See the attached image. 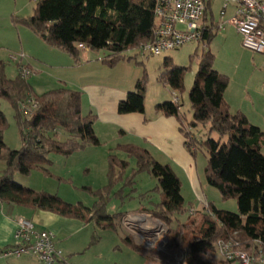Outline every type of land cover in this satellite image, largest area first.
Instances as JSON below:
<instances>
[{"label":"trees","instance_id":"16d2710c","mask_svg":"<svg viewBox=\"0 0 264 264\" xmlns=\"http://www.w3.org/2000/svg\"><path fill=\"white\" fill-rule=\"evenodd\" d=\"M154 9L155 0H40L30 17L14 19V22L25 26L50 48L66 53L75 63L79 62L78 45L82 44L91 52H106L101 61L113 67L129 59L125 57L126 52L153 41ZM213 37L206 31L203 42L208 45ZM10 59L15 62L17 75L8 78L6 67L0 62V100H5L13 110L22 147L11 150L6 146L3 137L6 120L0 104V161L5 164L0 174L1 203L50 212L85 224L93 223L99 231L115 232L126 213L110 215L108 205L114 199L123 203L130 195H125V189L130 186L132 193L135 190L133 178L148 171L157 186L139 198L146 199L148 193H157L160 201L152 209L140 207L135 213L150 215L162 222L169 230L168 244L163 251L147 250L126 237L128 246L151 259L171 263L178 260L186 264H241L237 253H244L256 264L264 260V133L251 125L244 114L230 112L224 99L228 78L213 70V54L203 52L198 59L188 95L192 121L187 127L181 126L180 132L191 156L195 157L198 148L207 151L206 183L217 189L223 200H236L238 214L217 210L210 204L194 227L181 223L180 217L186 209L180 180L171 167L155 161L146 150L131 145L117 146L116 151L134 160L136 169L127 175L130 162L110 154L107 184L96 190L97 197L91 208L81 203L68 204L57 195L15 183L16 174L28 177L33 171H41L48 175L52 164L50 155L68 157L100 142L94 132L96 116L81 113L80 92L62 87L36 94L28 82L33 71L27 64L26 54L12 55ZM23 68L30 72L29 76L21 75ZM188 71L189 68L179 67L171 58H165L158 82L182 94ZM146 89L144 72L134 91L119 102L118 113L144 114ZM22 104L29 109L31 104L35 107L28 110V118L23 116ZM180 108V101L163 102L155 106V112L175 118L183 125ZM198 124L208 126V138L204 141H198L189 131ZM211 134H216L217 139L210 138ZM119 184L121 188L115 190ZM98 241L95 232L90 245ZM220 244L229 245L231 259L221 255Z\"/></svg>","mask_w":264,"mask_h":264},{"label":"crops","instance_id":"0c3cea01","mask_svg":"<svg viewBox=\"0 0 264 264\" xmlns=\"http://www.w3.org/2000/svg\"><path fill=\"white\" fill-rule=\"evenodd\" d=\"M223 3L224 0H211L202 23L206 30L214 35L212 41L216 38H219L224 46L229 45L232 42L240 49L242 46L241 38L232 25L226 24L222 31L217 30V25L221 21L220 12L222 11ZM233 10V6L229 5L227 7L223 17L224 22L233 17ZM41 44H43L44 47ZM200 44L204 48H207V50L212 54V52L209 50L210 44L206 45L204 42ZM200 44L192 45L198 46ZM34 45H36L38 50H34L35 52H33L30 49V53L33 55L27 59V64L33 71V75L29 78L28 82L31 84L34 92L36 94H43L47 91L62 87H67L71 90L78 91L81 93L82 115L87 116L91 114L96 116L97 120L94 124V132L100 142V145L94 146V148L91 149L93 154L89 153L82 158V160L87 164L86 170L88 167H96L97 165L94 163L99 164L101 174L104 175L106 179L107 159L110 154L120 153V156L117 154L116 155L122 160L129 161L131 164L132 159H128L126 154L116 151L117 146L131 145L144 149L149 152L155 161L162 165H169L171 167L175 175L180 180L181 195L183 197L184 203L187 202L189 205H191V208H189L190 211H194V205L192 202L197 201V209H201L203 211L205 210L204 213H206V208H208V206L212 203L209 202L206 196H204V193L208 192V189L205 185L206 180L204 183L205 166H203V168H199L195 157L190 155L184 145L185 139L183 134L180 132V127L185 125L187 127L189 122H187L185 115L182 112V108L179 109V112L180 115L183 116V125H181L175 118L165 117L161 114H157L154 108H150V110H148L144 107V114L132 113L120 115L117 111L119 102L124 100L129 92L134 91L136 82L140 80L143 75L141 71L133 74L127 69H119V65L121 63L126 64V62H129L130 59L121 61L113 67H108L106 64L102 63L101 60L103 57L99 56V52L95 53L89 50H84L80 52L79 62L75 63L74 60L66 53L50 48L44 42L39 43V41L35 39ZM138 53L140 54V52ZM92 54H94L96 57L92 56ZM252 59L253 61L257 60L255 56H253ZM146 66L145 69H147ZM212 67L216 72L221 74L220 70L215 67V61L213 62ZM160 68L161 66L159 65L155 75V80L157 84L167 87L158 82ZM44 69L48 71L61 72L59 75L57 74L58 82L56 83L54 81H50L52 77L50 75L41 74V71ZM16 75L17 72L15 71L14 77ZM56 85H58V87H55ZM159 99L160 98H156L151 107L158 103L160 101ZM224 99L229 105L231 112L232 108L230 98L227 95V89L224 93ZM175 100L179 101V96L176 92H173V101L168 102H174ZM237 112L243 114L241 110ZM237 112L231 113L235 114ZM89 147L92 148L91 146ZM96 154H98V156ZM4 169L5 164L4 162L0 161V174L4 171ZM31 176L29 178H31ZM22 183L23 185H28L27 183ZM24 187L30 188L37 192L50 193L49 190H39L32 184H29L28 187ZM115 190H117V188ZM150 191L147 190L138 194V197L136 200H134L138 205L132 201L134 199L133 196L136 194L134 193L133 195L131 193L132 196L130 197L129 195V197L126 198L127 200L130 199L129 203L131 205V210H129V212H123V214L126 213L127 215H132L140 207L152 209L153 204L159 203V198H151L150 193L147 194L148 196L146 199L139 198L141 194H146ZM126 199L123 203L119 202L120 206L116 209H120L127 202ZM112 202L113 201L110 203ZM116 213L122 214L118 210L113 214ZM108 214L110 213L108 212ZM18 219H26L31 221L36 231H48L52 233L56 247L63 252V264H186L181 263L178 260L171 263L159 259H151L128 246V244L124 241L126 237L131 238L135 245L143 247L134 239L133 235H131L128 230L124 228L122 225V220L120 223V228L122 230L119 228L120 231L117 230L114 233H111L113 231H100L101 234L104 235V239L108 235L110 236L109 238H112L114 246H116L115 250L111 251L110 253H102L98 249L97 255L94 259H83L82 256L85 255V247L89 243L90 238L92 240L93 233L98 230L93 223L85 224L80 220L63 218L50 212L1 202L0 264H44L38 261L32 255H24L21 257L2 255L4 252L12 249L15 245L14 237L17 230L16 222ZM181 219L182 218H180V220ZM135 241L138 244H136ZM97 248H99V244ZM106 255H109V257Z\"/></svg>","mask_w":264,"mask_h":264},{"label":"rangeland","instance_id":"374dc122","mask_svg":"<svg viewBox=\"0 0 264 264\" xmlns=\"http://www.w3.org/2000/svg\"><path fill=\"white\" fill-rule=\"evenodd\" d=\"M38 1L40 0H0V62L5 65V72L8 78H13L16 71L15 62L11 61L10 56L26 54L27 58H30V56L33 55L30 51L32 50L35 52L34 50H38L36 45H34V40L37 39L39 43H43L25 26L14 22V19L21 20L30 17L34 12ZM41 45L43 46V44ZM209 50L214 56L215 67H217L221 74L226 76L229 80L227 95L230 98L232 108L231 112L241 110L246 116L248 122L251 125L258 127L264 133V56L252 53L251 51L244 49L242 46L239 49L232 42L231 44L224 46L219 38H216L210 43ZM203 52H208V50L201 44L198 46L187 45L175 51L165 52L161 57H152L147 54L142 55L136 50H130L125 53V57H128L130 61L126 62V64L121 63L119 65V69H127L133 74L139 71H141L142 74L145 72L147 76V95L145 96L144 107L145 109L150 110V108L155 109L154 106L157 104L173 101L172 90L168 87H163L157 84L155 80V75L159 65L161 66L163 63V60L165 58H171L173 63L177 64V66L189 68L188 73L184 77V90L182 94H177L179 96L182 112L184 113L187 122H190L192 121V112L188 95L193 84V76L197 69L198 59ZM98 54L100 57L107 56L104 51L99 52ZM92 56L96 57L94 54H92ZM253 56H255L257 60L253 61ZM145 66L147 69H145ZM46 68L48 69L47 66ZM59 73L61 72L48 71L46 69L41 71V74L52 76L50 81H54L56 83L58 82L57 74L59 75ZM58 85L55 87H58ZM156 98H160V101H157L158 103L151 107ZM0 104L1 111L3 112L6 120V126L3 131L4 142L11 150H20L22 143L19 129L15 122L13 110L5 100H0ZM22 113L24 118H28L30 115V113ZM190 131L198 141H204L208 138V126L198 124L197 127L190 128ZM210 138L216 140L217 135L211 134ZM61 140L63 141L64 138L61 137ZM91 147L92 148H85V152L82 150L68 157L57 154L50 155L49 159L52 164L49 168L48 175L41 171H33L28 177L16 174L14 176L16 179H14V182L18 184H21L22 182L25 184L27 183L28 185L32 184L39 190H49L51 194L57 195L68 204L75 205L81 203L85 207H93V203L97 197L96 190L106 186L107 179H105V176L101 174L99 164L94 163L97 165L96 167H88L86 170L87 164L82 160V158L89 153L93 154L91 149H93L94 146ZM262 152L264 153V145L262 146ZM114 154L119 156L121 155L120 153ZM96 155L98 156V154ZM195 159L198 167L203 168V166L207 165V151L203 148H198L196 150ZM132 169H136L134 160H131V165L127 175L131 174L130 172ZM30 176L31 178H29ZM133 179L134 185L132 188L136 189V191L134 190L132 193L130 186L125 189V195L130 194L131 197L132 194H136L133 196L134 199L132 201L136 200L140 192L147 190L150 191L157 186L156 179H154L148 171L138 173ZM21 185L28 187V185H23V183ZM205 185L208 192H205L204 196L208 198L209 202H211L217 210L238 214L236 200H223L217 189L209 186L207 183ZM121 186L122 185L119 184V186L115 187V189L121 188ZM150 194L153 199L159 198V194L157 193ZM129 201L130 199L127 200V202L120 209H116L117 207L119 208L120 201L114 199L113 202L108 205V212L110 214L117 212V210L121 213L127 211L129 212V210H131ZM134 203L138 205L137 202L134 201ZM192 203L194 205V211H190L189 208H191V205L186 202L184 203L186 211L184 215L180 217L182 218L181 223H186L190 227L196 226L201 221V213L206 214L208 211V208H206V213H204L205 210H198L197 201H193ZM162 225L164 226V230L167 231L166 236L168 239L169 230L163 223ZM120 229H118V231H120ZM96 233L100 241L97 244L95 243L93 245H89L91 242L90 238L89 243L84 249L85 255L82 256L83 259H94L97 255L98 249L102 253H110L115 250L116 246H114V242L112 241V238H109V235L104 239V235H102L99 230H97ZM146 234H149V232ZM98 244L99 248H97ZM106 256L109 257V255Z\"/></svg>","mask_w":264,"mask_h":264},{"label":"built area","instance_id":"2783aa9c","mask_svg":"<svg viewBox=\"0 0 264 264\" xmlns=\"http://www.w3.org/2000/svg\"><path fill=\"white\" fill-rule=\"evenodd\" d=\"M210 1L155 0L153 41L141 45L138 52L160 57L165 52L175 51L186 45L203 43V34L207 30L202 22ZM229 5L233 6L234 15L224 22L225 10ZM220 18L218 31H222L226 24L232 25L239 34L244 49L264 55V0H224ZM78 48L80 51L87 50L82 44H79ZM20 57L23 58L24 55ZM12 58L16 60V57ZM21 73L23 77L30 75L27 68H23ZM34 108L31 104L30 109ZM30 109L22 104V112L29 113ZM16 224L15 245L4 252L3 256L32 255L44 264L62 262V251L56 247L52 233L36 231L33 223L26 219H18ZM122 225L145 249L163 251L168 244L164 226L149 215H127L123 218ZM147 232L149 234H146ZM156 238H159L158 242H155ZM219 250L226 259L233 257L228 244H220ZM236 257L241 264H256L244 253H237ZM260 264H264V260H261Z\"/></svg>","mask_w":264,"mask_h":264},{"label":"bare ground","instance_id":"6f19581e","mask_svg":"<svg viewBox=\"0 0 264 264\" xmlns=\"http://www.w3.org/2000/svg\"><path fill=\"white\" fill-rule=\"evenodd\" d=\"M159 229H161V226H159ZM159 241V238H156L155 242H158Z\"/></svg>","mask_w":264,"mask_h":264}]
</instances>
